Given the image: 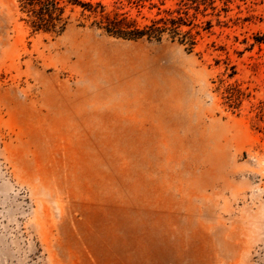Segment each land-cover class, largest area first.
Listing matches in <instances>:
<instances>
[{"label":"rangeland","instance_id":"374dc122","mask_svg":"<svg viewBox=\"0 0 264 264\" xmlns=\"http://www.w3.org/2000/svg\"><path fill=\"white\" fill-rule=\"evenodd\" d=\"M81 1L0 0V264H264V0Z\"/></svg>","mask_w":264,"mask_h":264},{"label":"trees","instance_id":"16d2710c","mask_svg":"<svg viewBox=\"0 0 264 264\" xmlns=\"http://www.w3.org/2000/svg\"><path fill=\"white\" fill-rule=\"evenodd\" d=\"M19 2L22 13L27 16V22L35 31L61 33L65 28L63 22L66 21L63 15L68 6L80 7L86 11L94 12L92 4L81 0H19ZM166 15V17L160 18L157 22H152L150 26H146L142 30L136 27L134 21L130 22L126 18L119 20L116 18V20L111 21L109 17H102L106 19L103 29L107 34L124 40L137 41L146 38L160 42L164 34L180 35L183 27L193 25L187 12H183V14L178 12L176 15L174 12H166ZM185 34L191 36L189 45L192 49L196 45L195 38L192 37L190 31Z\"/></svg>","mask_w":264,"mask_h":264}]
</instances>
